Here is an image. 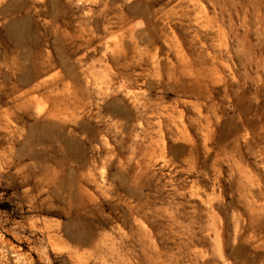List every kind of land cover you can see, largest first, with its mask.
<instances>
[{
	"label": "rangeland",
	"instance_id": "374dc122",
	"mask_svg": "<svg viewBox=\"0 0 264 264\" xmlns=\"http://www.w3.org/2000/svg\"><path fill=\"white\" fill-rule=\"evenodd\" d=\"M40 79L88 104L79 124L26 101ZM123 85L179 101L190 136L141 127ZM199 93L218 104L207 136ZM261 188L264 0H0V264H151L155 245L162 264H264Z\"/></svg>",
	"mask_w": 264,
	"mask_h": 264
},
{
	"label": "bare ground",
	"instance_id": "6f19581e",
	"mask_svg": "<svg viewBox=\"0 0 264 264\" xmlns=\"http://www.w3.org/2000/svg\"><path fill=\"white\" fill-rule=\"evenodd\" d=\"M18 31L19 28L17 26L11 28V32L15 36L20 35ZM182 56L183 58H185L184 53ZM188 71L193 72V69L189 68ZM41 73L38 72L37 75L38 78H42ZM37 77H34L35 81ZM197 82L199 83V80H197ZM197 82H196V86L201 87V85H199ZM113 89L116 90L111 86H107V87L103 86L100 88V93H102L104 96H109L113 91ZM36 91H41V93L39 94L40 97L31 95L32 92H36ZM118 92L123 94L122 98L127 99L130 102L131 107L134 108V110L138 113L139 116L138 121L141 127H143L144 119L147 120L157 119L159 125L160 126L165 125L172 134H175V131H177V133H181L184 136L187 137L190 136L189 125L184 119L183 112L179 110V101H173L167 105L165 104V101L162 100L159 101L143 95L141 96L138 93H135L132 90H130L125 85L121 86ZM28 95L31 97H29L26 101L29 102L32 101L33 99H37L38 102L40 101V113L45 114L51 118L67 119V116L69 115V113L72 112L71 111L72 109L77 110L79 108L78 116L75 121V123L79 124L83 120L85 113L88 110L87 109L88 104H85L82 107L76 105L77 96L75 91L73 90H69V91L65 90L64 92L48 91L46 80L44 79H40L37 83H35L34 89H32L28 93ZM197 98L201 100L199 102V105H197V107L195 108L196 109L195 115L193 117H189L188 122H190L191 124H195L197 129L200 131L202 135L205 136L211 135L214 132V124H215L214 118L218 117V113L216 112L218 104L214 99H208V97L204 93H199ZM91 99L92 98H90V100ZM109 108L112 110V113H114L115 115L126 116L127 113H129L130 111V107L122 99H119V102L117 101L115 103H110ZM178 113L181 116H178ZM122 128L124 131H126L127 126L123 125ZM104 140L106 139L104 138ZM45 171L47 173L46 172L35 173L34 174L35 178H38L39 180L47 179V182L57 181L59 177V171L58 172L54 171L53 173H50L46 169ZM80 175L83 176L82 173H80ZM26 177L30 178L33 177V175L30 172H28ZM78 189L81 191L86 190L85 192L89 194L90 198H92L93 195L91 190L88 189L87 187H84L81 181L78 182ZM258 194L259 196L264 197V189L261 188ZM252 195H254V193H252ZM250 204L252 208V215L255 216L254 213L256 214L257 211L256 204L255 202L253 203V201H250ZM143 208L144 206L142 204L138 206L139 213L140 210H143ZM135 209H137V206H135ZM50 237L57 238L58 234L57 233L50 234ZM109 246H111L110 247L111 251L107 248ZM93 247L95 248V254L92 256H96V253H98L100 249L106 248L111 252L110 256L117 257L118 259H121L122 257L121 251L116 247V245H93ZM152 253H153L152 255H149V259L152 261L151 264H158V263L162 264V262L165 261L164 259H167L164 258L163 254L157 250L156 245H155V250ZM74 254H75L74 257L76 263L93 264L92 260L89 257H86L85 255L81 254L79 251H75Z\"/></svg>",
	"mask_w": 264,
	"mask_h": 264
}]
</instances>
